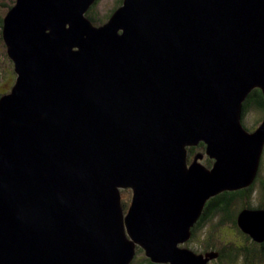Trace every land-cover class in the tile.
Segmentation results:
<instances>
[{
  "label": "water",
  "instance_id": "1",
  "mask_svg": "<svg viewBox=\"0 0 264 264\" xmlns=\"http://www.w3.org/2000/svg\"><path fill=\"white\" fill-rule=\"evenodd\" d=\"M15 0L2 19L0 264H206L180 246L206 200L254 180L264 117V0ZM203 142L210 167L188 147ZM130 187L124 211L120 188ZM238 223L264 237V210ZM258 240V239H257Z\"/></svg>",
  "mask_w": 264,
  "mask_h": 264
},
{
  "label": "flooded vegetation",
  "instance_id": "2",
  "mask_svg": "<svg viewBox=\"0 0 264 264\" xmlns=\"http://www.w3.org/2000/svg\"><path fill=\"white\" fill-rule=\"evenodd\" d=\"M255 88H259V87H255ZM254 108H257V107H255L254 105H250L248 109L246 110V113H244V115L242 116L243 118L241 117L243 126L248 131H253L259 125V123L262 121L264 117V107L258 108L262 113L261 119L252 122L251 125H246L244 122V117L248 111ZM198 145L189 146L191 147V149L189 148V152H188L189 156L191 157L189 159H193L194 155L198 153L196 152V148L198 147ZM206 162H207L206 166L210 167L213 163V159L206 157ZM245 189H250V190L246 192V194H244L245 192L242 194L241 192H239L240 190H245ZM237 192L238 194L235 195L233 198H231L227 212L226 211H216L212 215V217L206 219L205 221H202L200 224H198L197 228H194L195 233H193L194 229L192 230V227L194 226L195 223L197 224L199 222L198 221L199 219L196 220L191 226V235L186 240L187 242L190 239H192V237L195 236L196 232L201 230L205 226L206 223L210 222L213 218H215L218 215L220 216L219 222L221 224L223 225L229 224L233 226L234 228L233 233L236 232L240 236L239 243L235 247H233L230 243H227V244L224 243L220 247L216 248L212 246V242L210 240H207L206 250H204L203 252H198V254H204L206 252L208 253L214 252L216 254L215 256L210 257L209 260L206 262V264H228L231 261H236L239 264H264V237L260 238V236H258L257 238L258 240L255 239V237H253L249 232H246L245 230H243L238 223V215L240 214L242 210L244 209L264 210V165L261 159H260L258 170H257L254 180L248 186L238 189ZM255 198L258 199L256 203L252 202ZM238 200L240 201L239 207L238 209L237 207L233 209V212H232L231 208H233L236 201ZM196 224H195V227H196ZM222 251H234L235 254L233 257L230 256L229 258L223 255ZM164 264H168V263H164Z\"/></svg>",
  "mask_w": 264,
  "mask_h": 264
},
{
  "label": "rangeland",
  "instance_id": "3",
  "mask_svg": "<svg viewBox=\"0 0 264 264\" xmlns=\"http://www.w3.org/2000/svg\"><path fill=\"white\" fill-rule=\"evenodd\" d=\"M15 0H0V18L3 19V16L8 11V5L13 3ZM15 3V2H14ZM13 3V4H14ZM118 0H99L94 6L96 15L100 18H106V16L110 13V11L118 6ZM107 19V18H106ZM2 27L0 26V94H4L9 91L10 87L14 83L15 79V72L13 69V62L9 58L6 52V46L4 44V41L2 39L1 34ZM262 116L261 111L258 108H254L247 112V114L244 117V122L246 125H251L252 122L260 120ZM204 148H196V152L203 153V157L199 159L201 163L204 165L206 164V154L204 153ZM191 158L188 153V163L191 162L189 159ZM262 163L264 165V147L261 154ZM133 197V191L130 187H123L120 188V200L121 205L124 209V211L127 210V208L130 206L132 202ZM258 199H254L252 202H257ZM240 201H236L233 208H231L232 212L233 209L239 207ZM236 209V210H237ZM235 211V210H234ZM220 216H216L213 218L210 222L206 223L205 226L196 232L195 236L192 237L188 242L186 241L183 243H180V246H185L190 248L191 250L195 252H203L206 250V243L207 240H210L212 242L213 247H220L224 243H230L233 247H235L240 240V236L234 231L233 226L231 225H223L219 222ZM220 238V240H219ZM208 249V248H207ZM145 254L143 251H137L135 252V260L134 264H146L144 258ZM228 264H239L236 261H231Z\"/></svg>",
  "mask_w": 264,
  "mask_h": 264
},
{
  "label": "trees",
  "instance_id": "4",
  "mask_svg": "<svg viewBox=\"0 0 264 264\" xmlns=\"http://www.w3.org/2000/svg\"><path fill=\"white\" fill-rule=\"evenodd\" d=\"M99 0H95L92 5L88 8L87 12H86V16L89 17L91 19V21L96 24L99 25L103 22L106 21V18H108L110 16V14L112 13V11L114 10V8L110 11V13L106 16V18H99L96 13H95V8L94 6H96L97 2ZM15 2V1H14ZM13 2V3H14ZM122 2V0H118V4L120 5ZM13 3L8 5V9L13 5ZM0 26H2V18H0ZM2 94H0L1 96ZM250 105H254L257 108H263L264 107V96L263 93L261 91L260 88H253L246 96L245 100L243 101V106H242V113H241V117L244 115V113H246V110L248 109V107ZM243 118V117H242ZM199 148H204L205 145L203 142H200L198 145ZM197 147V148H198ZM189 148L191 149V147H188V152H189ZM207 164V162H206ZM238 189L236 190H223L211 197H209L202 210L201 213L199 215V222L195 224L192 227V230L194 228H197L198 224H200L202 221H205L206 219L212 217V215L216 212V211H228V206H229V202L231 200V198H233L235 195L238 194L237 192ZM250 189H245V190H240L239 192L246 194V192H248ZM193 233H195V229L193 231ZM137 251H143L141 247H137ZM222 254L229 257H233L234 256V251H222ZM134 260L135 258L133 257V259L131 260V262L129 264H134ZM146 264H157L154 262H151V260L148 257L144 258Z\"/></svg>",
  "mask_w": 264,
  "mask_h": 264
}]
</instances>
